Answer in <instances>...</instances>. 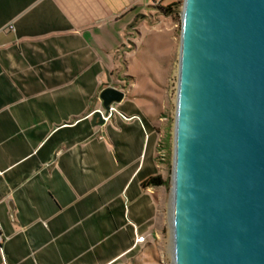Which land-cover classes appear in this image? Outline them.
<instances>
[{
    "label": "crops",
    "instance_id": "0c3cea01",
    "mask_svg": "<svg viewBox=\"0 0 264 264\" xmlns=\"http://www.w3.org/2000/svg\"><path fill=\"white\" fill-rule=\"evenodd\" d=\"M150 1L0 0V264H110L101 244L134 246L126 219L149 224V195L165 202L144 185L140 126L117 115L135 116L128 96L96 117L105 88L124 92L101 78L106 45Z\"/></svg>",
    "mask_w": 264,
    "mask_h": 264
},
{
    "label": "water",
    "instance_id": "95a60500",
    "mask_svg": "<svg viewBox=\"0 0 264 264\" xmlns=\"http://www.w3.org/2000/svg\"><path fill=\"white\" fill-rule=\"evenodd\" d=\"M170 228L172 264H264V0L183 2Z\"/></svg>",
    "mask_w": 264,
    "mask_h": 264
},
{
    "label": "rangeland",
    "instance_id": "374dc122",
    "mask_svg": "<svg viewBox=\"0 0 264 264\" xmlns=\"http://www.w3.org/2000/svg\"><path fill=\"white\" fill-rule=\"evenodd\" d=\"M183 2L151 0L138 17L123 20L125 26L121 32L119 26L117 42L106 45L107 65L101 78L122 88L132 103L134 117L128 119L131 114L125 109L117 115L140 126L134 154L138 153L141 165H145V175L161 177L168 184L165 202L149 195L156 210L149 224L132 221L131 216L122 226L134 235L143 234L144 240L132 246L114 244L108 237L101 244L107 257L102 263L115 259L110 264H172L170 219ZM152 153L153 169L149 165ZM159 225L162 227L156 235L154 227Z\"/></svg>",
    "mask_w": 264,
    "mask_h": 264
},
{
    "label": "built area",
    "instance_id": "2783aa9c",
    "mask_svg": "<svg viewBox=\"0 0 264 264\" xmlns=\"http://www.w3.org/2000/svg\"><path fill=\"white\" fill-rule=\"evenodd\" d=\"M114 111H115V108L112 106L109 114H106V116L103 114L104 120L105 121L110 120ZM7 239H8V237L5 235L4 230H3L2 226L0 225V247H2V245L7 241ZM143 240H144V238L140 237L137 241L141 242Z\"/></svg>",
    "mask_w": 264,
    "mask_h": 264
},
{
    "label": "trees",
    "instance_id": "16d2710c",
    "mask_svg": "<svg viewBox=\"0 0 264 264\" xmlns=\"http://www.w3.org/2000/svg\"><path fill=\"white\" fill-rule=\"evenodd\" d=\"M177 1H181V0H177ZM146 184H152L155 186H166L168 184V180H163L161 177H157V178H150L149 181Z\"/></svg>",
    "mask_w": 264,
    "mask_h": 264
}]
</instances>
